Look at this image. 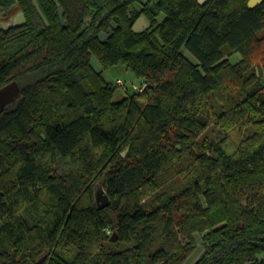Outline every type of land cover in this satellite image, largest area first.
I'll use <instances>...</instances> for the list:
<instances>
[{"label":"trees","instance_id":"obj_1","mask_svg":"<svg viewBox=\"0 0 264 264\" xmlns=\"http://www.w3.org/2000/svg\"><path fill=\"white\" fill-rule=\"evenodd\" d=\"M249 1L0 0L26 17L0 27V89L21 88L0 114V264H185L196 235L194 264H264V0ZM93 57L148 85L117 98ZM211 126L255 131L229 151Z\"/></svg>","mask_w":264,"mask_h":264},{"label":"rangeland","instance_id":"obj_2","mask_svg":"<svg viewBox=\"0 0 264 264\" xmlns=\"http://www.w3.org/2000/svg\"><path fill=\"white\" fill-rule=\"evenodd\" d=\"M208 1L209 0H203V3L201 2L200 4H205ZM199 2H200V0H199ZM137 8L141 9V6L138 5ZM12 12H15V10ZM7 18L8 17L0 16V21L3 19H7ZM163 18H164L163 14H160L158 17V19L160 21L163 20ZM184 54L187 57H189L193 62L197 63L196 60L194 59V57H192L191 54L187 50H185ZM240 58H241V56L239 54H237L236 56H234L230 60L235 63ZM261 63H262L261 53H258L255 56L254 68L256 70L262 69L263 65ZM92 66L98 73H100L102 75V77L105 79V81L108 84L116 86V83L118 80H122L124 82V84H125L124 86H117L116 87V90H117V93H116L117 96L116 97L117 98H121L123 96H125V97L128 96L127 91L128 92L131 91L130 93H132L133 91L131 90V88H133V85H140V83H141L140 80L135 77L134 73L130 69H128L124 66H115V67H112L110 69H104L96 57L92 58ZM126 89H127V91H126ZM254 131H255L254 126H252L251 128H246L243 131L233 129L230 132L223 131L218 126L217 127L211 126L210 128L207 129L204 137H206L209 140V142L216 144V143H219L220 141H222V139L226 138V136H228V150L234 151L238 148V145L240 144L242 138L249 136L251 133H254ZM124 156H125V153H124ZM97 187L95 188V190L97 189ZM95 190H94V193H95ZM196 239H197V249L195 250L193 255L189 258V260L185 264H188V262H190V260L192 259L194 254L197 252V250L199 251V256L193 262V264L200 258V256L204 252L201 236L196 235Z\"/></svg>","mask_w":264,"mask_h":264},{"label":"water","instance_id":"obj_3","mask_svg":"<svg viewBox=\"0 0 264 264\" xmlns=\"http://www.w3.org/2000/svg\"><path fill=\"white\" fill-rule=\"evenodd\" d=\"M201 2L203 3V0H200V3ZM262 3L263 0H250L248 5L250 8H255ZM58 12L61 23L63 24L64 27H66L64 21V12L60 7L58 8ZM25 22H26L25 14L23 13L22 10L17 9L15 10V12H11V14L8 16L7 19H3L0 21V27L4 30H9L11 28L18 27L24 24ZM147 28H149V23L144 17H141L134 25V30L137 32L143 31ZM108 37L109 35H107L106 33H102L100 35L101 41H104ZM20 93H21V88L17 82H13L5 86L4 88L0 89V114L3 113L9 105L13 104L17 100ZM95 201L99 209H103L110 205V198L107 195L102 185H99L95 190ZM112 240L116 241L117 238H113ZM45 259L46 256L41 258L38 264H43Z\"/></svg>","mask_w":264,"mask_h":264},{"label":"built area","instance_id":"obj_4","mask_svg":"<svg viewBox=\"0 0 264 264\" xmlns=\"http://www.w3.org/2000/svg\"><path fill=\"white\" fill-rule=\"evenodd\" d=\"M117 84L120 85V86H124L125 85L122 80H118ZM147 85H148L147 83L142 84V85H133V88H134L135 91L142 92V91H144V89L146 88Z\"/></svg>","mask_w":264,"mask_h":264},{"label":"bare ground","instance_id":"obj_5","mask_svg":"<svg viewBox=\"0 0 264 264\" xmlns=\"http://www.w3.org/2000/svg\"><path fill=\"white\" fill-rule=\"evenodd\" d=\"M198 256H199V251L197 250V252L194 254L190 262H188V264H193V262L198 258Z\"/></svg>","mask_w":264,"mask_h":264}]
</instances>
